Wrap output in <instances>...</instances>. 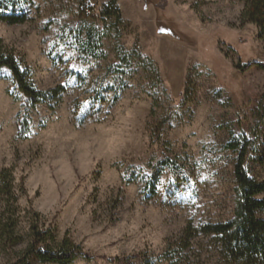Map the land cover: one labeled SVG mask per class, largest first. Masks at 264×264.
<instances>
[{
  "label": "rangeland",
  "instance_id": "374dc122",
  "mask_svg": "<svg viewBox=\"0 0 264 264\" xmlns=\"http://www.w3.org/2000/svg\"><path fill=\"white\" fill-rule=\"evenodd\" d=\"M107 1L0 0V264H264V0Z\"/></svg>",
  "mask_w": 264,
  "mask_h": 264
},
{
  "label": "trees",
  "instance_id": "16d2710c",
  "mask_svg": "<svg viewBox=\"0 0 264 264\" xmlns=\"http://www.w3.org/2000/svg\"><path fill=\"white\" fill-rule=\"evenodd\" d=\"M100 16L102 19H107L111 18L112 16H115L117 20L120 19L119 16V9L115 5L114 0H108L101 6V11H100ZM247 19L251 22H254L258 25L263 26L264 28V6L263 7H256L247 14ZM261 19V21H260ZM1 68H7L10 71L11 77L16 84V88L23 94L30 96L31 101H42L44 99H52L55 97V92L57 89H50L46 92L39 91V90H34L32 86L29 84V78L27 71L22 68L18 62L15 60V58L11 55H6L4 53L0 52V69ZM25 126V124H23ZM230 146L234 147L233 144H230ZM245 148V145L243 144V149ZM243 149H240V151H243ZM239 159H242V152H240ZM160 163H167L166 160H161ZM237 179L239 181V187L240 190H242L244 198L240 199L237 202V208L238 211L243 212L244 216H247V220H245L244 224L250 225L251 229H257V227L261 224L264 223L263 219L256 218L254 215V211L256 208H258V202L256 199H253L251 194H253V190L256 189L257 187L259 188L260 191L264 190V182L263 183H256L254 182L251 178H249L245 172V169L243 167V159L242 161L238 164L237 163ZM249 213V215L245 214ZM11 213L5 214L3 213L2 216L0 217V234L2 236H9L11 234V230L9 229V226H11L14 223V220H11L10 218ZM254 215V216H253ZM230 224H221V223H216V222H208L206 224L201 225L198 228V231L200 232H205V233H213L216 234V232H220L222 230H226L229 228ZM260 230V229H259ZM257 231V230H255ZM254 231V232H255ZM246 233V232H245ZM247 234V233H246ZM253 235V239L257 238L258 235L255 236V234H250ZM231 237V234L229 235ZM235 237V233L232 235V238ZM250 240V239H249ZM259 240V239H257ZM252 241H246V247L253 249L254 246H250L249 243L251 244ZM264 243V240L262 241ZM233 244L231 242L229 243V246L226 247V250L229 251L231 250ZM264 245L261 244V248H263ZM65 252L62 253L63 255L58 256L57 254L52 253L51 251L45 250V251H37L36 253L38 256L41 258V260H71L75 256L82 255V254H77L74 250L70 249L68 251L64 250ZM262 251V250H261ZM230 252V251H229ZM175 253H172L171 255H174Z\"/></svg>",
  "mask_w": 264,
  "mask_h": 264
},
{
  "label": "snow or ice",
  "instance_id": "6c2138e0",
  "mask_svg": "<svg viewBox=\"0 0 264 264\" xmlns=\"http://www.w3.org/2000/svg\"><path fill=\"white\" fill-rule=\"evenodd\" d=\"M162 31H163V29H162Z\"/></svg>",
  "mask_w": 264,
  "mask_h": 264
}]
</instances>
